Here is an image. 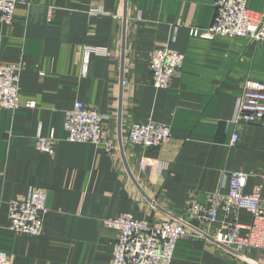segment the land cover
Segmentation results:
<instances>
[{
	"label": "crops",
	"instance_id": "obj_1",
	"mask_svg": "<svg viewBox=\"0 0 264 264\" xmlns=\"http://www.w3.org/2000/svg\"><path fill=\"white\" fill-rule=\"evenodd\" d=\"M26 1L12 25L0 23V66L23 69L21 107L0 112V251L11 264H111L118 234L104 227L106 219L187 220L190 196L206 205L225 192L229 172L248 175L245 194L264 188V120L232 124L245 82L264 83V42L191 36L190 28L213 24L217 0ZM246 2L264 13V0ZM165 45L185 62L170 87L157 90L150 54ZM85 46L102 53L86 58ZM76 102L105 116L108 138L122 139L114 154L67 141L65 113ZM147 120L171 130L159 148L126 140L133 122ZM52 132L53 152H39L37 136ZM35 188L47 192L49 210L40 237L10 230L9 202ZM253 219L246 210L221 212L198 229L214 237ZM241 253L247 260L191 236L177 243L172 264H264L263 248Z\"/></svg>",
	"mask_w": 264,
	"mask_h": 264
},
{
	"label": "built area",
	"instance_id": "obj_2",
	"mask_svg": "<svg viewBox=\"0 0 264 264\" xmlns=\"http://www.w3.org/2000/svg\"><path fill=\"white\" fill-rule=\"evenodd\" d=\"M26 0H0V23L12 25L18 5ZM215 18L208 28H190L191 36L205 40L217 37H243L252 43L264 42V13L257 15L247 9L246 0H217ZM92 14V13H91ZM85 57L101 54V49L85 46ZM185 56L169 48L168 45L155 49L150 54L152 85L157 90L170 87L173 78L182 70ZM22 67L19 65L0 66V112H16L21 107L20 80ZM27 107L34 108L29 102ZM264 120V83L247 80L238 100L232 124H258ZM105 116L98 110L76 102L73 109L65 113L64 130L70 143L104 146L106 153L114 154L123 141L108 138L103 123ZM171 137L170 128L153 120L133 122L128 129L127 142L144 148H159ZM238 136L233 134L230 146H234ZM55 133L49 137L38 135L36 148L39 152H53ZM142 169L145 165L141 166ZM225 192H215L208 196L207 204L199 203L192 194L186 210V218L171 217L160 224L139 220L131 214L104 220V227L117 232L112 243L111 264H172L177 243L187 237L206 239L242 259L241 253L247 248H263L264 238V188L258 186L252 194H245L248 175L241 172L226 174ZM246 210L253 215L252 225L239 223L229 225L225 233L214 237L198 229V225H212L222 212L226 216L237 215ZM49 214L47 192L35 188L27 198L9 202L10 230L28 236L40 237L44 234L45 220ZM248 230L243 237L242 231ZM256 232V233H255ZM0 264H11V257L0 251ZM251 264H257L251 262Z\"/></svg>",
	"mask_w": 264,
	"mask_h": 264
}]
</instances>
